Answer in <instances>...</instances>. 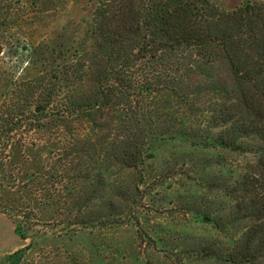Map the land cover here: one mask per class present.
Listing matches in <instances>:
<instances>
[{"label": "trees", "instance_id": "16d2710c", "mask_svg": "<svg viewBox=\"0 0 264 264\" xmlns=\"http://www.w3.org/2000/svg\"><path fill=\"white\" fill-rule=\"evenodd\" d=\"M26 3L35 0H0V24L20 19ZM90 22L65 51L67 81L80 91L52 113L90 118L93 139L67 149L79 159L65 190L78 194L77 224L117 222L137 208L140 185L191 165L195 187L181 206L218 236L179 241L186 258L264 264V2L225 11L210 0H100ZM175 140L188 149L149 171L146 160Z\"/></svg>", "mask_w": 264, "mask_h": 264}, {"label": "rangeland", "instance_id": "374dc122", "mask_svg": "<svg viewBox=\"0 0 264 264\" xmlns=\"http://www.w3.org/2000/svg\"><path fill=\"white\" fill-rule=\"evenodd\" d=\"M99 1L35 0L23 5V16L15 23L0 24V211L13 219L24 244L2 264H209L186 258L179 244L218 236L210 222L181 206L184 193L195 187L189 179L198 169L191 165L187 174L151 187L140 185L137 208L117 222L87 228L77 224L80 215L72 201L78 194L65 190L75 188L71 177L78 174L73 167L79 159L74 161L73 149H67L85 135L93 139L90 118L52 113L69 93L80 91L67 81L71 61L65 51L85 34ZM210 1L225 11L244 2H264ZM46 99L49 107L43 104ZM187 149L176 140L162 145L146 160L153 165L149 171ZM230 157L235 164L247 160Z\"/></svg>", "mask_w": 264, "mask_h": 264}, {"label": "crops", "instance_id": "0c3cea01", "mask_svg": "<svg viewBox=\"0 0 264 264\" xmlns=\"http://www.w3.org/2000/svg\"><path fill=\"white\" fill-rule=\"evenodd\" d=\"M23 245L13 219L0 211V264Z\"/></svg>", "mask_w": 264, "mask_h": 264}]
</instances>
